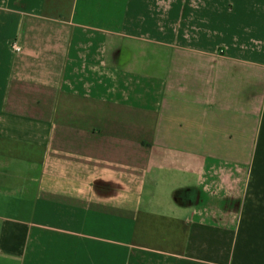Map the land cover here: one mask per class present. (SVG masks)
<instances>
[{
  "label": "crops",
  "instance_id": "obj_1",
  "mask_svg": "<svg viewBox=\"0 0 264 264\" xmlns=\"http://www.w3.org/2000/svg\"><path fill=\"white\" fill-rule=\"evenodd\" d=\"M0 264H264V0H0Z\"/></svg>",
  "mask_w": 264,
  "mask_h": 264
},
{
  "label": "built area",
  "instance_id": "obj_2",
  "mask_svg": "<svg viewBox=\"0 0 264 264\" xmlns=\"http://www.w3.org/2000/svg\"><path fill=\"white\" fill-rule=\"evenodd\" d=\"M15 50H17V48H15Z\"/></svg>",
  "mask_w": 264,
  "mask_h": 264
}]
</instances>
